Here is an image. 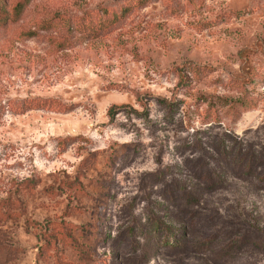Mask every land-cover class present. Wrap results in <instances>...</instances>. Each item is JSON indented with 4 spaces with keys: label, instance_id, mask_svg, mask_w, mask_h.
<instances>
[{
    "label": "rangeland",
    "instance_id": "obj_1",
    "mask_svg": "<svg viewBox=\"0 0 264 264\" xmlns=\"http://www.w3.org/2000/svg\"><path fill=\"white\" fill-rule=\"evenodd\" d=\"M0 264H264V0H0Z\"/></svg>",
    "mask_w": 264,
    "mask_h": 264
}]
</instances>
